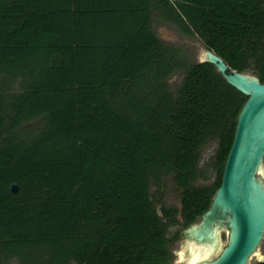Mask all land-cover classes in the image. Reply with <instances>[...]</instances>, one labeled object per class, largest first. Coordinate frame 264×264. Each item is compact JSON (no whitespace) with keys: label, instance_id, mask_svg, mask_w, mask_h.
Wrapping results in <instances>:
<instances>
[{"label":"trees","instance_id":"1","mask_svg":"<svg viewBox=\"0 0 264 264\" xmlns=\"http://www.w3.org/2000/svg\"><path fill=\"white\" fill-rule=\"evenodd\" d=\"M155 18L264 83V0H0V264H171L209 209L247 97Z\"/></svg>","mask_w":264,"mask_h":264},{"label":"water","instance_id":"2","mask_svg":"<svg viewBox=\"0 0 264 264\" xmlns=\"http://www.w3.org/2000/svg\"><path fill=\"white\" fill-rule=\"evenodd\" d=\"M198 62L213 65L247 100L238 113L221 185L209 209L182 230L185 249L174 264H250L264 240V83L254 74L231 70L206 47ZM17 186H10L11 193Z\"/></svg>","mask_w":264,"mask_h":264},{"label":"rangeland","instance_id":"3","mask_svg":"<svg viewBox=\"0 0 264 264\" xmlns=\"http://www.w3.org/2000/svg\"><path fill=\"white\" fill-rule=\"evenodd\" d=\"M153 29L158 38L163 42L170 45H173L175 47H179L183 50L184 55L186 56L188 62H198L201 55V50L205 48L201 40L197 37H190L185 36L181 34L178 29L168 23H163L158 19H154L153 21ZM250 74H254L252 71H248ZM183 78V73H176L173 76H171L168 79V85L171 89L176 88ZM216 147V144H210L203 148L201 156H200V168L204 174V178H198L196 180V185H209L213 181L214 172L211 168V158L214 153V149ZM162 183H164L163 190L158 193L156 192L155 188L151 189L152 196L156 200H159L163 205L167 207H176L180 208L179 206V195L180 191L177 188L176 184L172 181L171 178L162 180ZM155 206L158 210H160V205L156 201ZM180 230L182 233V228L179 226L171 227L169 230V236H171L176 230ZM225 242V239L223 240ZM263 244V243H262ZM185 244L181 237L176 240L173 244H171L170 251L173 253V260L171 264H174L177 262V260L180 257V254L184 251ZM261 251L264 252V246L262 245L260 248V251L258 252L259 255H261ZM255 260L251 259L250 264H255ZM12 264V263H11Z\"/></svg>","mask_w":264,"mask_h":264},{"label":"flooded vegetation","instance_id":"4","mask_svg":"<svg viewBox=\"0 0 264 264\" xmlns=\"http://www.w3.org/2000/svg\"><path fill=\"white\" fill-rule=\"evenodd\" d=\"M217 190V189H216ZM216 192V191H215ZM215 194V193H214ZM214 196V195H213ZM213 196H212V198H213ZM212 198H211V200H212ZM210 203H211V201H210ZM226 236H227V234H226V231H223L222 233H221V239H222V241L225 239L226 240ZM264 246V240H263V244H261V246ZM261 246H260V248H261ZM259 248V249H260ZM259 257H261L262 259L261 260H259ZM252 259H254L255 260V264H261L263 261H264V252L263 251H261V255H259V256H254Z\"/></svg>","mask_w":264,"mask_h":264}]
</instances>
